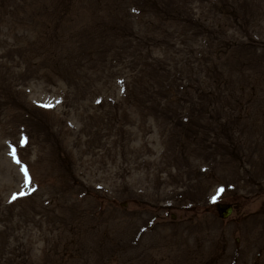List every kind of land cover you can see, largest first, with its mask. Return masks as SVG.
Instances as JSON below:
<instances>
[{
	"label": "rangeland",
	"instance_id": "374dc122",
	"mask_svg": "<svg viewBox=\"0 0 264 264\" xmlns=\"http://www.w3.org/2000/svg\"><path fill=\"white\" fill-rule=\"evenodd\" d=\"M256 262L264 0H0V264Z\"/></svg>",
	"mask_w": 264,
	"mask_h": 264
},
{
	"label": "water",
	"instance_id": "95a60500",
	"mask_svg": "<svg viewBox=\"0 0 264 264\" xmlns=\"http://www.w3.org/2000/svg\"><path fill=\"white\" fill-rule=\"evenodd\" d=\"M217 209L221 217H227L232 210L230 204H217Z\"/></svg>",
	"mask_w": 264,
	"mask_h": 264
},
{
	"label": "flooded vegetation",
	"instance_id": "af4514ba",
	"mask_svg": "<svg viewBox=\"0 0 264 264\" xmlns=\"http://www.w3.org/2000/svg\"><path fill=\"white\" fill-rule=\"evenodd\" d=\"M256 264H264V263H258V262H256Z\"/></svg>",
	"mask_w": 264,
	"mask_h": 264
}]
</instances>
